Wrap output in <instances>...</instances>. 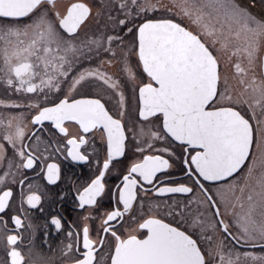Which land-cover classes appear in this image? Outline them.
<instances>
[{"label":"snow or ice","instance_id":"snow-or-ice-1","mask_svg":"<svg viewBox=\"0 0 264 264\" xmlns=\"http://www.w3.org/2000/svg\"><path fill=\"white\" fill-rule=\"evenodd\" d=\"M0 264H264V0H0Z\"/></svg>","mask_w":264,"mask_h":264},{"label":"flooded vegetation","instance_id":"flooded-vegetation-1","mask_svg":"<svg viewBox=\"0 0 264 264\" xmlns=\"http://www.w3.org/2000/svg\"><path fill=\"white\" fill-rule=\"evenodd\" d=\"M58 163H61L62 170H67L69 176L77 182H84L87 181L88 178L92 175V172L94 171V167L90 165L87 162L83 161H71L70 159L65 161L63 158H60L57 160ZM173 175L178 176L179 172L173 173ZM118 177L116 175H113L110 179V183H117ZM65 213H71L72 208L70 204H67L64 206ZM70 220L72 219V216L69 215L68 217Z\"/></svg>","mask_w":264,"mask_h":264},{"label":"rangeland","instance_id":"rangeland-1","mask_svg":"<svg viewBox=\"0 0 264 264\" xmlns=\"http://www.w3.org/2000/svg\"><path fill=\"white\" fill-rule=\"evenodd\" d=\"M164 2H167V0H164Z\"/></svg>","mask_w":264,"mask_h":264}]
</instances>
